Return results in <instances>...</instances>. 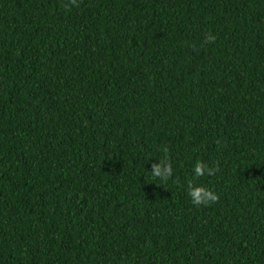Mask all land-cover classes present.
Masks as SVG:
<instances>
[{
  "label": "trees",
  "instance_id": "1",
  "mask_svg": "<svg viewBox=\"0 0 264 264\" xmlns=\"http://www.w3.org/2000/svg\"><path fill=\"white\" fill-rule=\"evenodd\" d=\"M0 264H264V0H0Z\"/></svg>",
  "mask_w": 264,
  "mask_h": 264
},
{
  "label": "clouds",
  "instance_id": "2",
  "mask_svg": "<svg viewBox=\"0 0 264 264\" xmlns=\"http://www.w3.org/2000/svg\"><path fill=\"white\" fill-rule=\"evenodd\" d=\"M206 170V165H204L201 162H197V164L194 167V173L195 176L199 177L204 175ZM208 174H212L211 169H207ZM152 173L155 177H168L172 173V169L170 167H164L163 169L161 168L160 165H153ZM189 196L192 199V202L199 206L201 204H209L210 202H215L218 197L213 194L212 192L204 189V188H199V187H193L190 185V190H189Z\"/></svg>",
  "mask_w": 264,
  "mask_h": 264
}]
</instances>
